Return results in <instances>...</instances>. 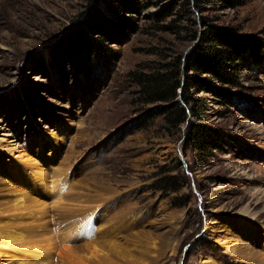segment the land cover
Segmentation results:
<instances>
[{"label": "rangeland", "instance_id": "rangeland-1", "mask_svg": "<svg viewBox=\"0 0 264 264\" xmlns=\"http://www.w3.org/2000/svg\"><path fill=\"white\" fill-rule=\"evenodd\" d=\"M213 27L263 45L264 0H0V229L80 227L71 248L102 264H264V59L237 62L236 102L193 91L222 133L201 159L138 93ZM59 175L61 209L33 184ZM23 189L44 218L13 208ZM20 246L0 264H68Z\"/></svg>", "mask_w": 264, "mask_h": 264}, {"label": "trees", "instance_id": "trees-1", "mask_svg": "<svg viewBox=\"0 0 264 264\" xmlns=\"http://www.w3.org/2000/svg\"><path fill=\"white\" fill-rule=\"evenodd\" d=\"M205 35L186 57L173 58L163 65V70L140 75L136 82L145 103L154 104L144 118L162 116L176 131L184 125V150L190 149L200 159L219 149L222 133L206 122L204 99L192 98L193 91L209 93L228 104L236 102L241 97L238 89H243L238 80L237 62L258 63L264 59V44L237 37L230 29L213 27ZM68 38L75 44L82 36L73 31ZM191 102L193 105L188 108ZM174 180L173 176H164L155 188L177 192L181 186H172Z\"/></svg>", "mask_w": 264, "mask_h": 264}, {"label": "bare ground", "instance_id": "bare-ground-1", "mask_svg": "<svg viewBox=\"0 0 264 264\" xmlns=\"http://www.w3.org/2000/svg\"><path fill=\"white\" fill-rule=\"evenodd\" d=\"M16 165H12V171L10 172V175L17 180V182L23 183L26 179L25 177L21 176L23 175V172H15L14 168ZM19 176V177H18ZM27 178H31L28 176ZM37 178H33V184L36 185V187H40L39 189L42 190V192L48 193V196L50 197V200L52 201L50 204L53 205L54 208L58 207L61 209V206L63 204H66L67 196L64 193L65 185H66V177L63 175L57 176L55 181L51 182L50 185L46 187L45 182H41V180ZM42 179V178H40ZM40 190V191H41ZM27 193V189H23V192H19V197L16 201V203L13 205V208L18 210V212L25 213V218L29 217H36V219L44 218V214H46V211L48 210V206L43 205L44 203H37L36 201L28 203L27 196L25 195ZM42 224L45 223L44 221L41 222ZM40 225H37L36 227H39ZM44 228V227H41ZM33 228H30L27 230V234L30 236H26V232L11 235L7 233V229H0V243L2 244H10L14 246H20L16 247L17 249H26L31 250V255H34L36 253H43L46 258H48L52 254L59 253L60 257L64 260V262H67L68 264H102L104 261V255H84L73 248V236L75 234H78L77 231H67L65 233H62L59 230L55 231H49L45 229H38L37 231H33ZM43 232V233H42Z\"/></svg>", "mask_w": 264, "mask_h": 264}, {"label": "water", "instance_id": "water-1", "mask_svg": "<svg viewBox=\"0 0 264 264\" xmlns=\"http://www.w3.org/2000/svg\"><path fill=\"white\" fill-rule=\"evenodd\" d=\"M184 128H185V126H184Z\"/></svg>", "mask_w": 264, "mask_h": 264}]
</instances>
